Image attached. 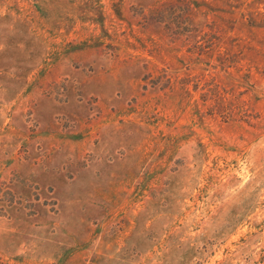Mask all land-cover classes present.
Segmentation results:
<instances>
[{"label": "rangeland", "instance_id": "rangeland-1", "mask_svg": "<svg viewBox=\"0 0 264 264\" xmlns=\"http://www.w3.org/2000/svg\"><path fill=\"white\" fill-rule=\"evenodd\" d=\"M0 264H264V0H0Z\"/></svg>", "mask_w": 264, "mask_h": 264}]
</instances>
